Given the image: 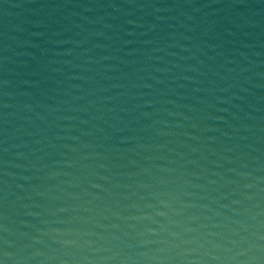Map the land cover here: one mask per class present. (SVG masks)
Wrapping results in <instances>:
<instances>
[{
	"label": "water",
	"instance_id": "water-1",
	"mask_svg": "<svg viewBox=\"0 0 264 264\" xmlns=\"http://www.w3.org/2000/svg\"><path fill=\"white\" fill-rule=\"evenodd\" d=\"M0 264H264V0H0Z\"/></svg>",
	"mask_w": 264,
	"mask_h": 264
}]
</instances>
